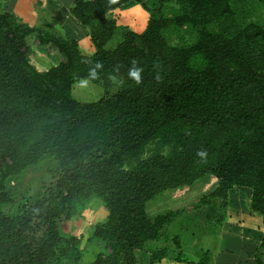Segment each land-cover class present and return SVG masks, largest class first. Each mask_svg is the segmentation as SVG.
Returning a JSON list of instances; mask_svg holds the SVG:
<instances>
[{"label": "trees", "instance_id": "trees-1", "mask_svg": "<svg viewBox=\"0 0 264 264\" xmlns=\"http://www.w3.org/2000/svg\"><path fill=\"white\" fill-rule=\"evenodd\" d=\"M129 2L147 9V26L141 34L124 30L108 50L117 30L109 13ZM263 9L264 0H75L70 13L89 28L91 57L75 40L0 12V264H79V240L62 235L59 222L92 196L107 209L93 231L107 251L92 264H137L135 253L178 215L150 217L146 203L206 174L218 186L202 202L225 205L234 187L251 190L263 225L254 264H264ZM33 35L63 60L36 69ZM133 59L143 69L140 84L127 75ZM97 62L103 67L91 83L103 96L79 102L73 85ZM50 159L56 167L43 192L10 207L4 182ZM166 257L153 252L151 264Z\"/></svg>", "mask_w": 264, "mask_h": 264}, {"label": "rangeland", "instance_id": "rangeland-1", "mask_svg": "<svg viewBox=\"0 0 264 264\" xmlns=\"http://www.w3.org/2000/svg\"><path fill=\"white\" fill-rule=\"evenodd\" d=\"M3 1L5 5L24 8L21 0ZM74 1L27 0L25 8L28 18L22 16L21 19L32 22V25L43 31L75 40L81 54L91 57L95 49L88 26L78 21L74 23L70 17L71 22H67L62 29L56 28L66 12L71 16L66 8L71 7ZM22 11L26 12L24 9ZM262 13L264 15V9ZM109 16L115 19L117 25L116 34L106 45V49L113 50L120 43L124 30L137 34L144 32L150 13L143 5L133 2L111 11ZM182 34L185 41L192 40L187 33ZM171 38L173 44L180 42L174 36ZM28 45L31 50L29 60L39 71L56 66L63 60L56 48L39 46L34 35L28 38ZM72 95L79 102H94L103 96V89L91 82L80 87L77 82L73 85ZM154 147L155 143L149 144L144 156ZM55 167V160H46L38 166L28 168L19 177L6 180L4 186L13 199L10 207L15 209L25 200L35 201L51 182ZM217 186L216 177L206 174L191 185L164 191L149 200L146 203V213L150 217L168 213L178 215L164 228L159 240L148 242L143 250L135 253L137 264H151V255L160 250H164L167 257L154 264H254L256 258L262 256L260 242L263 225L262 216L252 212L250 208L251 190L234 187L229 191L225 205L217 198L202 202ZM106 220L107 209L103 201L92 196L81 204L75 216L59 222L62 235L73 236L79 240L82 254L79 264H92L98 254L107 251L106 244L93 237L95 226Z\"/></svg>", "mask_w": 264, "mask_h": 264}, {"label": "clouds", "instance_id": "clouds-1", "mask_svg": "<svg viewBox=\"0 0 264 264\" xmlns=\"http://www.w3.org/2000/svg\"><path fill=\"white\" fill-rule=\"evenodd\" d=\"M132 67L129 69L127 75L130 79L134 80L136 84H140L142 82V72L143 69L137 66V61L133 59L131 61ZM103 67V64L101 62H97L95 64V67L90 68L88 76L86 78H82L78 81V84L80 87L87 86L92 80L98 79V72L97 69H101ZM116 71H119V68L116 69ZM161 79L159 74H157V80ZM197 156L200 158H205L207 156L206 151H198Z\"/></svg>", "mask_w": 264, "mask_h": 264}, {"label": "crops", "instance_id": "crops-1", "mask_svg": "<svg viewBox=\"0 0 264 264\" xmlns=\"http://www.w3.org/2000/svg\"><path fill=\"white\" fill-rule=\"evenodd\" d=\"M26 1L27 0H21V5H23L24 6V8H16V6H14V5H12V4H9V5H5L4 4V1L3 0H0V2H2V4H0V11L1 12H3V11H5V12H10V13H12V14H14V15H16L21 21H22V16H24L25 18H28V14H27V8H25L26 7V5H25V3H26ZM130 3H133V2H129V3H127L126 5L128 6V5H130ZM25 10L26 12H23L22 10ZM36 8H34V10H35ZM66 11H69V13H70V7L69 8H66ZM66 14V15H65ZM64 14V17H62V18H60V24H57L56 25V28H60V29H62L63 28V26L64 25H67V22H71V20H70V17H71V19L73 20V22L75 23V21H77L73 16H69V14L66 12ZM70 15H71V13H70ZM23 23H25V24H28L29 26H31V27H35L34 25H32L33 23L31 22V23H29L28 21H26V19H25V21H22ZM31 24V25H30ZM67 27V26H66ZM35 28H38V29H40V27H35ZM42 30V29H41ZM45 32H47V31H45ZM50 33H52V32H50ZM55 34H57V33H55ZM57 35H59V34H57ZM61 36V35H60Z\"/></svg>", "mask_w": 264, "mask_h": 264}, {"label": "bare ground", "instance_id": "bare-ground-1", "mask_svg": "<svg viewBox=\"0 0 264 264\" xmlns=\"http://www.w3.org/2000/svg\"><path fill=\"white\" fill-rule=\"evenodd\" d=\"M72 16V15H71ZM100 223V222H99ZM165 237V236H164ZM173 239V238H172ZM162 249V248H161Z\"/></svg>", "mask_w": 264, "mask_h": 264}]
</instances>
